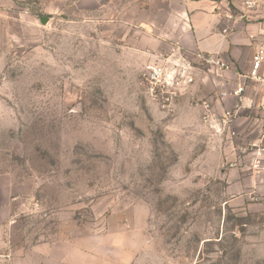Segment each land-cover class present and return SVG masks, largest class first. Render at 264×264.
<instances>
[{"label": "rangeland", "instance_id": "obj_1", "mask_svg": "<svg viewBox=\"0 0 264 264\" xmlns=\"http://www.w3.org/2000/svg\"><path fill=\"white\" fill-rule=\"evenodd\" d=\"M138 9L0 0V184L38 210L24 217L29 242L83 245L112 215L141 210L132 264H264V200L232 198L205 174L202 145L216 136L193 96L173 121L139 86L168 48L153 49L166 24L137 22Z\"/></svg>", "mask_w": 264, "mask_h": 264}, {"label": "crops", "instance_id": "obj_2", "mask_svg": "<svg viewBox=\"0 0 264 264\" xmlns=\"http://www.w3.org/2000/svg\"><path fill=\"white\" fill-rule=\"evenodd\" d=\"M134 1L137 13L141 12L137 22L166 24L158 29L164 40L154 44V50L181 44L191 51L216 54L230 64V70L215 73L199 64L194 83L178 100L172 119L186 118L188 97L193 96L197 124L216 136L202 145L199 159L205 174L219 173L232 198L264 200V88L247 77L255 47L264 45V8L241 17L239 0ZM238 85L243 90L234 96L231 92ZM222 92L227 95L220 96ZM203 99H212V110L222 120L225 111L231 112L227 123L220 124L221 131L202 120ZM8 188L0 184V264H132L136 260L146 222L141 210L112 215L106 231L88 235L83 245L68 244L60 237H34L29 242L24 217L38 210H23V202H17Z\"/></svg>", "mask_w": 264, "mask_h": 264}, {"label": "built area", "instance_id": "obj_3", "mask_svg": "<svg viewBox=\"0 0 264 264\" xmlns=\"http://www.w3.org/2000/svg\"><path fill=\"white\" fill-rule=\"evenodd\" d=\"M239 1L241 17L264 8V0ZM226 31L223 29V32ZM156 58L143 66L138 83L150 102L170 114L174 113L178 100L187 93L194 83L195 69L199 64L214 73L231 69L230 64L223 61L218 55L198 50L191 51L181 44H172L165 53L156 54ZM194 61L197 63L195 64ZM247 77L264 88V45L255 47ZM242 90L243 87L238 85L231 94L238 96ZM226 95L224 92L220 94L222 97ZM200 107L203 110L202 120L211 126H219L217 129L220 131L222 130L220 124H226L231 116L230 111H225L223 121L215 114L212 110V99L201 100ZM256 154L259 156L261 149L257 150Z\"/></svg>", "mask_w": 264, "mask_h": 264}]
</instances>
